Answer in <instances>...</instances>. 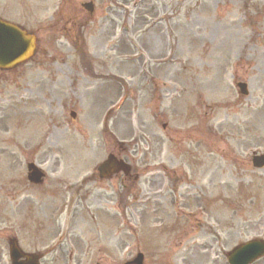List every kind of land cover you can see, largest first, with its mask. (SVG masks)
<instances>
[{"label":"rangeland","instance_id":"374dc122","mask_svg":"<svg viewBox=\"0 0 264 264\" xmlns=\"http://www.w3.org/2000/svg\"><path fill=\"white\" fill-rule=\"evenodd\" d=\"M84 1L0 0V16L36 37L32 57L0 69V264L9 238L38 254L65 225L70 242L41 264L139 251L144 264H227L224 251L264 237V168L250 163L264 150V0H92V14ZM117 148L139 181L99 180ZM29 161L41 187L26 186ZM161 161L168 178L147 171ZM137 192L156 202L142 241L127 203Z\"/></svg>","mask_w":264,"mask_h":264},{"label":"water","instance_id":"95a60500","mask_svg":"<svg viewBox=\"0 0 264 264\" xmlns=\"http://www.w3.org/2000/svg\"><path fill=\"white\" fill-rule=\"evenodd\" d=\"M88 10H92V3L83 4ZM34 48V38L25 34L17 26L0 20V66H11L21 60L27 58L33 51ZM241 92L245 93V84H239ZM74 115V113H72ZM121 162H119L120 164ZM253 163L256 166H261L264 164V155H259L253 157ZM112 164H117L116 159L111 155L108 156L106 161L102 164V167L109 166ZM31 167V165H30ZM39 173L32 172L30 178L32 180H37ZM264 250V243L261 241H249L241 244L235 248L230 255L228 260L230 264H248L254 260L257 256L261 255ZM10 254L13 258V264H23L17 262L16 259L19 256L18 251L14 244H11ZM140 258V255L138 256ZM139 260V259H138ZM140 264V260L137 261ZM25 264H36L34 259H28Z\"/></svg>","mask_w":264,"mask_h":264},{"label":"flooded vegetation","instance_id":"af4514ba","mask_svg":"<svg viewBox=\"0 0 264 264\" xmlns=\"http://www.w3.org/2000/svg\"><path fill=\"white\" fill-rule=\"evenodd\" d=\"M152 152H153V150L151 149L150 154ZM117 156L120 157V154H117ZM158 165L161 168L162 173H163L162 178H164L165 176H168V171H167L168 170V166L164 162H160ZM154 170H155L154 165H151V167H149V171L153 172ZM129 171H130V169H129ZM121 174L122 173L119 170V171L113 172L112 175H110V176L119 177ZM133 174H135V173L131 172V173L128 174V172H127L126 174H124V177L125 178H131L132 177L134 180H137L138 177H139L138 174L137 173L135 175H133ZM32 185H34V184H32ZM37 186H39V185H37ZM70 189H71V186H70ZM67 193H70V190ZM130 195H131L132 200H133L132 201V215H131L132 221L131 222H132L133 225L136 226V225H139V224L143 223L144 220H145L144 219V213H142L144 208L146 207L148 209V207H149L148 205L156 204V202L152 201L154 198H151V199H149L147 201L148 204L147 203L146 204L145 203H141V202H139L138 196L141 197L142 194L139 195V193H133V194H130ZM151 208H152V206L150 207V210L152 211ZM153 209L156 211V210H158V207L156 205H154ZM161 212H164L163 208L161 209L160 213ZM160 224L161 223H159L157 225H160Z\"/></svg>","mask_w":264,"mask_h":264}]
</instances>
